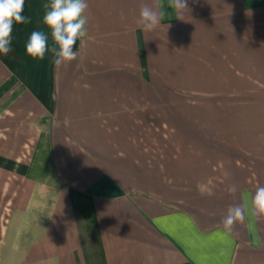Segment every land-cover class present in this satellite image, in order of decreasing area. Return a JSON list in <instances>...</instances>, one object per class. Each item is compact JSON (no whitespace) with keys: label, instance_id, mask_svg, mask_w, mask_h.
I'll use <instances>...</instances> for the list:
<instances>
[{"label":"crops","instance_id":"crops-1","mask_svg":"<svg viewBox=\"0 0 264 264\" xmlns=\"http://www.w3.org/2000/svg\"><path fill=\"white\" fill-rule=\"evenodd\" d=\"M87 0L77 59L0 55V264H264V0ZM235 186L237 191L228 189Z\"/></svg>","mask_w":264,"mask_h":264},{"label":"clouds","instance_id":"clouds-1","mask_svg":"<svg viewBox=\"0 0 264 264\" xmlns=\"http://www.w3.org/2000/svg\"><path fill=\"white\" fill-rule=\"evenodd\" d=\"M25 0H0V55L7 56L11 49L14 24L28 22L22 15ZM169 6L176 12L182 13L188 10L187 0H169ZM43 24L50 32L49 36L40 30L31 32L26 43L27 53L34 59L45 58L46 53L52 56V62L56 68L68 64L77 59L74 47L77 40H83L87 35V0H50L45 4ZM162 5L157 0L156 7L142 4L139 11L137 24L145 32L154 30L163 18ZM228 191L235 193L237 188L233 185ZM250 212L256 218H264V186L256 188L251 197V207L247 205H233L227 210L221 224L226 232H232L237 223H243L246 214Z\"/></svg>","mask_w":264,"mask_h":264}]
</instances>
